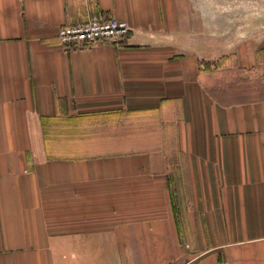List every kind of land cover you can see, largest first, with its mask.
<instances>
[{"label":"crops","instance_id":"1","mask_svg":"<svg viewBox=\"0 0 264 264\" xmlns=\"http://www.w3.org/2000/svg\"><path fill=\"white\" fill-rule=\"evenodd\" d=\"M217 9L0 0V264H264V98L246 97L264 74L263 14ZM96 17L135 32L60 44L61 27ZM110 112L142 148L55 155L59 123Z\"/></svg>","mask_w":264,"mask_h":264},{"label":"rangeland","instance_id":"2","mask_svg":"<svg viewBox=\"0 0 264 264\" xmlns=\"http://www.w3.org/2000/svg\"><path fill=\"white\" fill-rule=\"evenodd\" d=\"M250 1L255 0H216L219 9L216 10V13L220 16L231 14L232 18H245L246 15L255 16L258 13L259 17L263 14L264 20V10H245L240 7V2ZM63 47L67 46L63 45ZM67 48L79 49L82 47ZM261 78V80L258 79L259 83H254L252 92L246 96L247 99L264 98V74ZM128 118L129 116L124 112H110L89 114L76 120H64L57 125L53 132L55 136L51 139L52 150L56 156L79 157L126 153L142 148L144 139H137L132 134L133 132H129Z\"/></svg>","mask_w":264,"mask_h":264},{"label":"built area","instance_id":"3","mask_svg":"<svg viewBox=\"0 0 264 264\" xmlns=\"http://www.w3.org/2000/svg\"><path fill=\"white\" fill-rule=\"evenodd\" d=\"M134 32L127 22L118 18L96 17L84 23L61 27L58 39L64 46L78 48L120 42L128 39Z\"/></svg>","mask_w":264,"mask_h":264}]
</instances>
